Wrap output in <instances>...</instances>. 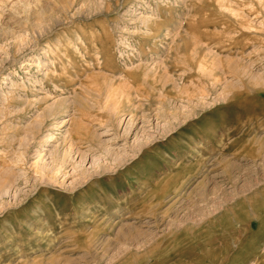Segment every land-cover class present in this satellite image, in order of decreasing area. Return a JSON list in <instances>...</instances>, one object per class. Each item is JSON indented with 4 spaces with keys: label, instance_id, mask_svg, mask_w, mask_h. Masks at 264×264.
I'll use <instances>...</instances> for the list:
<instances>
[{
    "label": "rangeland",
    "instance_id": "rangeland-1",
    "mask_svg": "<svg viewBox=\"0 0 264 264\" xmlns=\"http://www.w3.org/2000/svg\"><path fill=\"white\" fill-rule=\"evenodd\" d=\"M0 264H264V0H0Z\"/></svg>",
    "mask_w": 264,
    "mask_h": 264
},
{
    "label": "bare ground",
    "instance_id": "bare-ground-1",
    "mask_svg": "<svg viewBox=\"0 0 264 264\" xmlns=\"http://www.w3.org/2000/svg\"><path fill=\"white\" fill-rule=\"evenodd\" d=\"M50 133H51V132H50ZM48 134H49V133H48ZM46 135H47V134H46ZM47 136H48V135H47ZM47 136H46V138L49 137V136H48V137H47ZM47 140H48V139H47ZM45 142H46V141H45ZM207 200H208V199H207ZM189 223H190V222H189ZM214 223H215V222H214ZM220 230H221V229H220ZM217 231H218V230H217ZM189 235H191V234H189ZM186 236H187V235H186ZM191 236H192V235H191ZM188 237H189V236H188ZM194 238H195V237H194ZM191 240H192V239H191ZM202 241H203V240H202ZM210 243H213V241L211 240ZM221 244H222V243H221ZM184 252H185V251H184ZM184 252H183V253H184ZM194 253H195V252H194ZM184 255H185V254H184ZM194 255H195V254H194ZM199 256L202 257L200 254H199ZM226 258H227V257H226ZM225 262H226V261H225ZM227 262H228V261H227Z\"/></svg>",
    "mask_w": 264,
    "mask_h": 264
}]
</instances>
